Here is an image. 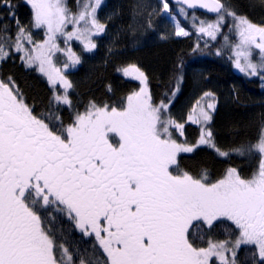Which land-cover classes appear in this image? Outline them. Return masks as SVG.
<instances>
[{
  "label": "snow or ice",
  "instance_id": "6c2138e0",
  "mask_svg": "<svg viewBox=\"0 0 264 264\" xmlns=\"http://www.w3.org/2000/svg\"><path fill=\"white\" fill-rule=\"evenodd\" d=\"M189 57L264 88V0H0V264H264V114L221 133L203 71L178 107Z\"/></svg>",
  "mask_w": 264,
  "mask_h": 264
},
{
  "label": "trees",
  "instance_id": "16d2710c",
  "mask_svg": "<svg viewBox=\"0 0 264 264\" xmlns=\"http://www.w3.org/2000/svg\"><path fill=\"white\" fill-rule=\"evenodd\" d=\"M111 6L116 3V0H105ZM247 2V0H243ZM259 5L260 0H253ZM109 9H105L107 12ZM21 15L27 12L26 8H21ZM259 9L257 8V12ZM255 18V17H254ZM190 41L183 39L182 42L168 45L148 44L142 50L135 54V58L140 61L151 75L154 69H159L161 66H166L171 59L174 58L175 52L180 49H187ZM107 40L102 42L101 47L94 56H89L84 65L76 70L72 79L82 81L86 76H92L95 79V74L98 70L97 66L103 63V57L106 54ZM199 62H193L189 57L187 62L192 66L188 70L189 83L185 86L184 95L179 97L177 106L186 103L191 94V77L197 71H203L206 75H210L213 82L217 85L219 94L218 110L215 113V126L221 133H226L231 127L240 125H248L259 121L261 114H264V88H261V82L258 78L251 80L234 72L230 65L223 61L215 60L211 57H200ZM106 78H112L114 83H119V80L114 77L111 69L105 74ZM28 84L32 92L43 95L46 90V85L37 80L29 78ZM21 86L24 87L23 81ZM81 89L86 85L81 84ZM233 86L239 92V101L233 98ZM155 87V83H153ZM103 90V84L100 83L97 87V94ZM189 138L196 135L193 127L188 130ZM183 163V161H182Z\"/></svg>",
  "mask_w": 264,
  "mask_h": 264
},
{
  "label": "rangeland",
  "instance_id": "374dc122",
  "mask_svg": "<svg viewBox=\"0 0 264 264\" xmlns=\"http://www.w3.org/2000/svg\"><path fill=\"white\" fill-rule=\"evenodd\" d=\"M234 72L237 73V74H239V75H242V74L238 73L235 69H234ZM242 76H243V75H242Z\"/></svg>",
  "mask_w": 264,
  "mask_h": 264
},
{
  "label": "water",
  "instance_id": "95a60500",
  "mask_svg": "<svg viewBox=\"0 0 264 264\" xmlns=\"http://www.w3.org/2000/svg\"><path fill=\"white\" fill-rule=\"evenodd\" d=\"M170 2H171V0H170Z\"/></svg>",
  "mask_w": 264,
  "mask_h": 264
}]
</instances>
